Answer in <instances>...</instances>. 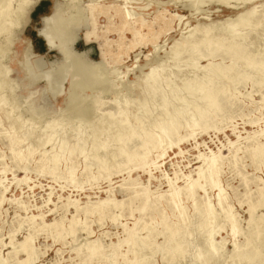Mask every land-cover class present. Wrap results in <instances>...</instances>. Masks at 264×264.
Wrapping results in <instances>:
<instances>
[{
    "label": "rangeland",
    "instance_id": "obj_1",
    "mask_svg": "<svg viewBox=\"0 0 264 264\" xmlns=\"http://www.w3.org/2000/svg\"><path fill=\"white\" fill-rule=\"evenodd\" d=\"M80 1H70L68 8V0H32L25 18L18 19L13 0V26L0 32V85L6 82L0 86V264L27 259L19 247L26 237L32 254L25 264H193L190 245L204 249L206 244L202 232L196 239L190 233L206 203L215 215L210 229L218 255L212 264H230L233 250L244 249L247 239L252 240L249 250L263 249L264 238L259 241L256 232L264 215V153L257 156L255 151L264 146V65L251 63L248 69L239 57L245 48L252 57L264 56V24L238 27L245 40L242 35L231 38L226 27L241 13L260 12L264 0H230L226 5L200 0L196 7L192 0ZM76 5L83 11L81 18L64 25L75 35L65 48L80 56L81 65H97L90 72L92 85L83 88L75 87L80 76L72 66L62 68L61 52L39 34L43 18L56 6L66 8L60 9L64 21L76 15ZM205 29L214 45L199 47L198 65L210 63L211 73L222 75L214 79L222 91L211 107H203L202 119L182 126L175 121L161 138L155 133L141 137L160 107L175 115L186 99L191 100L189 112L199 104L187 98L186 88L205 71L191 69L184 46L201 38ZM220 38L239 41L238 49L216 50ZM174 45L178 59L169 53ZM155 66L156 79H164V86L151 103L140 106L145 74ZM185 79L189 82L184 86ZM72 93L73 104L91 106V114L66 110ZM140 107L152 114L137 126L134 115ZM107 112L127 118L128 129L119 142L108 134L117 122H96ZM52 122L57 133L46 142L42 131ZM92 127L104 133L92 135ZM71 129L80 135L70 138ZM24 134L29 137L18 144ZM77 140H82L79 156L69 153ZM101 158L106 168L99 167ZM206 159L212 160L210 168ZM188 184H193V196L186 191ZM226 213L237 221L234 235ZM176 230L185 258L171 262L167 238Z\"/></svg>",
    "mask_w": 264,
    "mask_h": 264
},
{
    "label": "bare ground",
    "instance_id": "obj_2",
    "mask_svg": "<svg viewBox=\"0 0 264 264\" xmlns=\"http://www.w3.org/2000/svg\"><path fill=\"white\" fill-rule=\"evenodd\" d=\"M12 1L13 0H0V32H4V31L6 32V30H9V28L13 26L12 25V21H11V16L13 15V13H12L13 11L11 9L12 8ZM68 1L69 2L70 1L74 2L75 0H68ZM228 1H230V0H219V2H224V5H226V3H228ZM15 2L17 3V5L14 8L16 17L18 19L25 18L27 13L30 11V8H31V5H32V0H15ZM69 2H67V3H69ZM71 2L67 6L68 8L72 7L71 6V4H72ZM199 2H200V0H192V4H193L194 7H196ZM80 7L81 6H77L76 5V7H75V9H76L75 10V14L76 15L71 14L70 17H68L67 19H65L63 21L61 19V16H60V13H61L60 9H62L63 7L59 8L58 6H56L54 11H53V13L50 16L43 18V20H42L43 27H42L41 30H39V34L46 41L47 45L50 48L54 47L57 51L61 52V55H62L63 60H64V64H63L62 68L65 69V68H67V66H72V70L75 71V74H78L80 76V82H78L75 85L76 88H83L87 84L92 85L91 84L92 81H90V72H93L92 71L93 68L95 66H97V65H91V67H85V66L81 65V63L79 62L80 61V56H78V55H76L74 53H71L70 47L65 48V46L67 44H69V43L72 44V42L75 41V39H74L75 35L68 34L66 29H63L64 25H69V23L77 20V17L81 18L80 16H81V13H82L83 10ZM233 7H235V6H233ZM261 8H262V10L260 12H258L256 10V8H253L251 10H248V11L244 12V13H241V14H239L237 16L236 23L228 24V27H226V28H228L230 30V33L232 35L231 38L232 37H236V36L239 37V36L242 35L244 37L242 39L243 40L246 39V34L239 33L238 29H237L238 27L239 28L240 27L241 28H247V27L251 26V28H253L254 25H252V24L254 22L257 25L258 24H262V23L264 24V5H262ZM179 20H180V18H179ZM259 27H261V26H259ZM209 31H210V29H205V31L202 34L201 38L196 39L194 41H190V40L186 41L187 44H186V46H184V54L191 61L190 62L191 69L193 71H196V70L198 71L199 69L205 71L204 72L205 74H203V76L201 77L199 82H194L193 85H191L190 87L186 88L187 89V94H188L187 98L191 97L190 99L199 102V104L195 105V107L192 109V111L189 112L186 109V106H187V104L191 103V100L186 99L184 101V107L181 108V110L177 111L175 115L169 114L168 111L166 110V108L160 107V110H161L160 114L157 115V118L154 121V123L151 124V127H149L146 130L142 129L141 137H151L152 133H155L157 138H161L163 135H165L169 131L168 125L172 124L175 121H177L179 123V125L182 126V125H186V124H193L197 120L202 119V117H203V112H202L203 107L204 106L211 107L213 105L215 96L219 92L222 91V88L220 87V84L216 83L215 80H214L216 77L219 78L222 75L219 72L212 74L211 73L212 69H211V64L210 63H207L205 66H199L198 65V60L201 57L198 54L199 47L200 46H204L207 49H209V48H211L214 45V42L208 36ZM246 32H248V31H246ZM255 34H257V33H255ZM256 38H257V36H256ZM55 39H57V41H58L57 45H54V40ZM5 40H7V39H5ZM219 40H221V44L219 46H217L216 50H218L222 46V47H225V48L230 49L232 51H236L238 49L239 44H240V43H237L239 41L231 40V39L220 38ZM254 41H256V40H254ZM175 47H176V45H174V47L171 49V51H169V53L172 55V58L178 59L177 56L175 54H173ZM253 49L254 48H252V50ZM239 61L241 63H243L245 65V67L247 66L248 69H251V65H253L254 63L255 64H259V65H264V56H260V57H256V58L252 57V56L249 55V49L245 48V51L242 52L240 57H239ZM251 63H253V64H251ZM156 68H157V66L151 67L149 69V72L147 74H145V80L143 81V85H142V89H141L143 94L140 92L142 94V96L144 95V98H143V101L140 104V106L141 105H143V106L148 105L149 102L151 103L152 100H154L155 97L157 96L159 89L163 88V86H164V79H160V80L156 79V72H157ZM4 82H3V84H4ZM185 82H189V81H187V79H185L183 81V85L184 86H185ZM3 84H1L0 86H2ZM95 84L96 83H94V85ZM5 87H6V84H5ZM75 87H74V89H75ZM140 88H141V86H140ZM140 88H139V90H140ZM3 90H1V91H3ZM5 93H7V92H5ZM8 94H10V93H8ZM176 96H177V94H176ZM0 99H1V97H0ZM4 100H3V102H4ZM73 100H74V98H73V93H72L70 98H69V104H68V106L66 108L67 111H72V113L74 111H76L77 112L76 114L79 113V115L80 114L84 115L83 114L84 110L87 109L90 114L92 113L91 106L87 105V106H78L77 107V106H75L73 104ZM113 106L115 108H119L120 107V103L119 102H115V104ZM9 112H11V111H9ZM150 113L152 114V112H145L142 109V107H140L139 111L134 115V120H135L136 125L137 126H142L143 121H145V120L149 121ZM85 114H86V111H85ZM155 114H156V112H155ZM82 115H80V116H82ZM74 117H75V115H74ZM56 120H58V119H56ZM107 120H110V121H112L114 123L117 122L118 126L116 128H114V130L112 132L111 131L108 132V134H110V136H111V138H113L114 142H119L121 140V138L125 135V134H123L124 131L128 129L127 118L124 117L123 119H119V117L117 116L116 113L107 112L101 118L99 116V120L96 121V122H98L99 124H102V123L106 122ZM86 121H88V120H86ZM63 124H64V122H63ZM88 125H90V123ZM91 125H92V123H91ZM77 126H73V128H75ZM56 127H57V124L55 125L54 122H52L51 124L45 126V130L42 131V135L44 136L46 142L50 141L52 136L55 133H57ZM68 127L70 128V126H68ZM92 128L93 129H90V130H92V133H91L92 135L101 134V133L103 134L104 133V131L101 132V128L100 127H92ZM66 130H69V129H66ZM38 131H40V129ZM80 131H81V129H80ZM80 133L81 132H79L78 129H74V130L71 129V132L68 133V134L70 135V138L71 137L72 138H77V136L80 135ZM130 135H131V133L129 132L128 136H130ZM28 137L29 136H26L24 134V138H23L24 140L23 139H17V143L21 144ZM65 142H66L65 138H63L62 139V143L59 146V150H60L61 153H64V151H65V148H66ZM72 148L73 149L69 153L73 154V155H76V156H79L82 153V151H83L82 150V140H77L76 143L74 145H72ZM36 151H37V148L31 150L29 152V155L33 154ZM262 153H264V146L260 150H256L255 151V155H257V156L261 155ZM122 154L123 153L120 150L119 151V155L122 156ZM16 155H18V153H14V156H16ZM111 157H113V159L116 158L114 153L111 154ZM206 160H207L206 165L207 166L209 165L208 168H210L212 160L211 159H206ZM55 161H56V157L51 159V163H55ZM98 162H99V167L100 168H106V162L102 158L99 159ZM214 186L216 187V184H214ZM192 187H193V184H188L186 186V191L189 194V196H193V191L191 189ZM260 202H263V199ZM204 207H205V213L203 215L199 216L197 219H195L196 220L195 221L196 226L192 230V232L190 233V237H192V239H196L197 236H199L200 233L202 232L205 235L203 242L206 245H205L204 249L201 248L198 245L192 246V247L190 245L189 251L188 250L187 251H188V255H190V256L192 255V257H193V264H212L213 260H214V257L217 254V252L215 251V249L213 247V244H212V239H211L212 238L211 237L212 232H211V229H210V226H211L213 220L215 219V215L213 214V207L211 206L210 203H206L204 205ZM253 212H254V208L250 207L248 209L249 219H248V222H247V225L249 227H250V225H251V223L253 221ZM226 214L227 215L225 216V220L227 221V224L229 225L230 231L234 235L237 232V221H236L234 216L230 215L229 213H226ZM258 223L261 225V230L256 232V238L260 241V240H262L264 238V215H262L259 218ZM178 232H179L178 230H176L174 232H172V231L169 232V236L167 238V246H168L167 251H171L172 252L171 253V257H170V261L171 262L176 261L178 258H185V255L183 254V252L181 250L182 249L181 247L184 244V242L181 241V240L176 241V235L178 234ZM246 241L247 242L245 244L244 249H242L240 251L233 250V252L231 254L230 264H264V246H263V249L261 248V249L256 250V251L255 250H251V249L249 250V245H250L252 240L251 239H247ZM188 243H189V241H188ZM190 244H191V242H190ZM19 247L21 248V251L24 252L27 255V259L20 263V264H25L26 262H28V260L30 259V255L32 254L31 253V246L29 244V239L26 237L25 240L20 244ZM142 264H146V263L144 262Z\"/></svg>",
    "mask_w": 264,
    "mask_h": 264
}]
</instances>
